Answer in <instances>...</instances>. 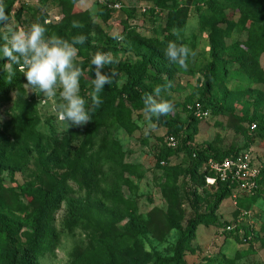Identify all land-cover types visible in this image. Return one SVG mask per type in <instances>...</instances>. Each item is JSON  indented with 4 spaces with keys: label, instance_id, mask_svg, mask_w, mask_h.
Returning <instances> with one entry per match:
<instances>
[{
    "label": "rangeland",
    "instance_id": "rangeland-1",
    "mask_svg": "<svg viewBox=\"0 0 264 264\" xmlns=\"http://www.w3.org/2000/svg\"><path fill=\"white\" fill-rule=\"evenodd\" d=\"M114 1L128 8L132 15L121 9L102 14L97 0H4V3L17 28L48 21L44 25L46 36L54 33L69 40L76 35L87 37L85 43L75 45L77 61H82L79 66L84 72L80 94L86 99L93 89L91 58L97 51L109 52L119 61L108 69L115 68L118 75L101 95L126 82L120 68L134 67L143 59L144 43L153 45L154 39L161 41L166 33H174L175 42L189 45L196 56L189 58L184 70L171 63L165 53L159 54L160 58L153 62L156 69L149 67L137 93L143 98L152 94L156 85L171 82V88L163 94L174 105L168 116L183 126L188 123L183 104L200 97L209 53L215 45L222 66L218 70L219 80L212 83L210 96L217 99V108L213 113L199 115V121L188 128V144L206 147L213 153L229 149L250 152L259 167L264 168V127L257 130L250 124L256 117L264 118V82L250 77L251 69L264 71V53L254 62L248 56L243 58L242 62L248 61L246 68L237 66L243 49L238 43L246 38L242 27L254 26L264 33V0H216L214 13L205 8L198 10L196 0ZM148 8L154 11L148 12ZM181 20L183 26L174 27ZM73 21L81 22L83 28H72ZM4 31L0 26V34ZM116 32L124 36L123 43L113 39ZM19 78L21 91L10 90L0 99V140L7 147L0 159V264H25L26 257L31 259L30 264H71L91 248L92 237L97 235L81 224L67 227L64 216L71 200L89 199L107 205L101 193L95 194L93 186L97 183L100 188L108 187L103 180L109 173V165L101 158L108 146L115 143L121 150L122 165L111 170V175L113 171H126L123 165L132 167L130 173L123 174L131 185L119 188V195L128 205L118 222L121 239L126 242L121 249L125 264H156L159 258H173L179 250L183 251V264H264V193L250 197L234 190L209 217L216 224L198 225L193 236L183 242L182 232L195 216L187 191L185 169L189 160L185 151L177 150L176 144L172 146L175 155L159 160L160 153L171 147L167 144L171 130L163 125L162 116L159 121L153 118L157 127L145 135L144 105L139 102L127 107L130 130L120 125L115 116L96 134L85 131L86 125L79 132L71 127L67 130V124L53 110L58 96L44 103L42 94L25 88L23 73ZM25 112L35 119L34 130L39 139H30L23 124L13 122ZM260 188L264 192V181ZM216 192L217 186L200 184L197 201L202 210ZM57 194L62 201L47 227L53 230L54 240L48 243L49 236L44 239L41 254L35 255L29 249V236L42 226L40 199ZM132 219H136L135 229L125 233V226ZM5 220L17 223L20 228L11 231ZM225 224L238 230L236 237L225 232L221 226ZM242 229L250 231L251 239L243 238ZM9 253L14 255L13 262L6 259ZM164 264H170L169 260Z\"/></svg>",
    "mask_w": 264,
    "mask_h": 264
},
{
    "label": "trees",
    "instance_id": "trees-1",
    "mask_svg": "<svg viewBox=\"0 0 264 264\" xmlns=\"http://www.w3.org/2000/svg\"><path fill=\"white\" fill-rule=\"evenodd\" d=\"M106 1L111 4L118 3L120 5L119 9L123 10L128 16L132 15V12L128 8L122 6L119 1ZM97 3L98 2H96V4ZM196 3L198 10H202L203 8H205L207 10H211L213 13L217 11L216 0H196ZM257 6L260 8L259 5ZM114 10L115 9L107 8L106 6L100 4L98 11L102 14H105ZM173 10L174 8H171L169 11L172 12ZM147 11L153 12L154 9L148 8ZM18 16L19 14L17 13L16 17L18 18ZM183 24L184 20H181L177 22L174 27L179 28L183 26ZM45 26L47 25L45 24ZM242 30L246 31V38L238 43V45L243 48L241 50L239 58L237 59L238 68L239 66L241 68L247 67L248 61L242 62L241 60L243 58L248 56L254 62L259 58L261 54L264 53V33L254 26H244L242 27ZM143 40L147 39L143 38ZM175 40L176 38L174 33L168 32L165 34L161 41H157L154 39L153 45L144 43L142 51L143 59L139 61L138 64L134 67L122 66V68H120V71H123L127 77L126 82L119 88L110 87L108 90L103 91L104 93L100 95L102 104L92 113V121L86 124L84 130H88L89 134H96L101 128L110 123L114 116L116 117L117 122H119L120 125L129 129L131 124L126 117L129 116V108L127 107L131 104H133L134 106L139 102L143 104V98L139 97L137 90L143 84V79L146 76L149 67H155L156 69V66H153V62L160 58L157 56L161 53H165V49L169 41ZM0 44H2L1 41ZM218 55L219 51L216 49L215 45H213L209 53L210 62L205 67V81L200 97L195 102L190 101L183 104V110L187 114V125L183 126L181 124H177L176 121L171 120L169 116L161 117L163 125L171 130L170 134L167 136V142L170 136L173 137V145L176 144V146H179L177 150L185 151L189 160L188 166L185 169L186 175L188 177L187 191L191 205L195 210V216L188 220L186 228L182 232L180 240L183 242L188 241V239L193 236L198 225L216 224L215 221L211 220L209 217L213 214L216 206L227 196L231 195V193L235 190V184L217 181L215 184H213L217 186L216 195L214 196V198H212V200L206 202L203 210L200 208L197 201V191L200 184H204L205 177L210 175V171L203 168L205 167L207 161L209 159L215 161H222L227 158L234 159L241 152H245L241 150L229 149L223 153H213L206 147L192 146L188 144V142L190 141V134L187 133L188 128L199 121V118L195 115V109L189 110L187 106H192L194 108V106L198 104L200 106L199 112H201L202 114L207 111L213 113V111H215L217 108L218 101L217 99L212 98L210 94L212 92V83L219 80L218 70L220 66H222ZM5 63H7V60L5 58H0V99L3 98V96L5 97L10 90L21 91V84L19 82L21 72L19 71V66L13 65V71L15 75H13L12 79L9 81L8 73L4 70ZM109 68L106 67L102 71L107 72ZM222 69L223 74H226V68L223 66ZM250 71V77L264 82L263 70H261L260 68H254ZM34 120L35 119L31 115V113L25 112L22 116L14 118L13 122H19L20 124L22 123L25 135L30 139L36 140L39 139V134L34 130V125L36 122ZM250 124L254 125V128L257 130L259 128H263L264 118L262 116L256 117L253 119V121H251ZM82 128L83 127H71V129H74L76 132L81 131ZM179 131H181V136L179 135ZM15 144L20 145V142L18 140H15ZM0 145L2 147L0 149L1 159V156L5 154L7 147L1 140ZM108 147L109 149L103 152V157L101 158V160L107 162L109 165V173L106 175L105 180H103L106 182V185H108V187L100 188L97 183H95L93 186V191L95 192V194L98 195L101 193L102 196H104L107 205L104 206L96 202H91L89 199H85L84 201L71 200L67 205L66 213L64 216V224L67 227L81 224L85 228L91 230L92 234L97 235L96 237H92L93 245L91 246V248L86 250L83 255L76 257L71 262V264H125L122 258L121 249L125 247L126 242L121 239L120 235L122 233L119 232L118 222L120 220L119 215L126 213L128 205L126 203V200L119 195V188L121 185H131L129 179L125 178L123 174L126 171H129L130 173V169H132V167H130V165H123L122 168L126 171H113V174L111 175V170L116 169L117 166L122 165L121 150L117 143L113 144L112 146L110 144ZM99 153H101L102 155V149L99 151ZM176 153L177 152L173 150L171 146L165 153H160L159 160L165 161L168 159V157L173 156ZM66 162L70 161L66 160ZM263 181L264 168H260L259 174L254 180L256 188L250 194L245 192L242 193L245 196L250 197L260 196L262 193H264L260 188V185L263 183ZM40 201L41 210L39 213V218L42 226H40V230H38L39 232L37 231V233L35 232L34 234L29 236V249H32V252H34L35 255L41 254L44 239L49 236L48 243H52V241L54 240L53 230H48L47 227L53 220V215L59 208V204L62 201V198L57 194L53 197H41ZM5 223V225H7L11 231H17L20 228V225H18L17 223H10L7 220H5ZM135 223L136 219H132L129 225L125 226V233H132V231H134L133 229H135ZM221 226L224 227L225 232L231 233L236 237L238 230H235L234 228L231 229V227L226 224ZM242 233L244 239H251V233L249 230L242 229ZM182 256L183 251L179 250L175 252L173 258H159L156 261V264H164V262L168 260L170 264H183ZM6 259L10 262H13L14 255L9 253L6 256ZM26 259L27 262L25 264H30L29 262H31V259H29L28 257H26Z\"/></svg>",
    "mask_w": 264,
    "mask_h": 264
},
{
    "label": "clouds",
    "instance_id": "clouds-1",
    "mask_svg": "<svg viewBox=\"0 0 264 264\" xmlns=\"http://www.w3.org/2000/svg\"><path fill=\"white\" fill-rule=\"evenodd\" d=\"M6 9L4 0H0V26L5 29L0 34L3 41L0 44V58L7 60L4 70L8 73V80L15 75L13 65H17L27 81L24 86L28 91L42 94L41 100L44 103L58 96L53 110L59 120L67 124V130L73 126L83 127L91 122L92 113L102 104L100 93L106 85H111L118 75L115 68L107 72L102 70L117 64V58L104 51H97L92 56L93 89L87 93L86 99L80 94V78L84 72L79 66L82 61H77L78 49L75 45L85 43L87 37L76 35L69 40L54 33L46 36L47 29L44 25L48 21L43 24L37 21L27 28H17ZM72 28H83V24L73 21ZM113 39L123 43L124 36L116 32L113 33ZM196 54L189 45L175 41H169L165 49L167 59L184 70L188 68L189 58H194ZM171 86V82L166 85L158 84L152 94L143 97L145 135L157 127L153 118L159 121L161 116H168L173 112V103L163 95Z\"/></svg>",
    "mask_w": 264,
    "mask_h": 264
},
{
    "label": "built area",
    "instance_id": "built-area-1",
    "mask_svg": "<svg viewBox=\"0 0 264 264\" xmlns=\"http://www.w3.org/2000/svg\"><path fill=\"white\" fill-rule=\"evenodd\" d=\"M101 5L106 6L111 9H119L120 5L118 3H108L106 0H97ZM145 9H143L144 11ZM189 110L195 109V115H202L200 111V106L196 104L194 108L192 106H187ZM255 127L254 125H252ZM173 137L168 138V145L173 146ZM205 169L210 171V175L205 177V182L208 185H213L217 181L229 182L230 184H235V190L237 192L252 193L256 188L254 182L255 178L259 174L260 167L255 159V157L249 152H241L234 159H224L222 161H215L209 159L205 164ZM232 197L235 196L233 195Z\"/></svg>",
    "mask_w": 264,
    "mask_h": 264
}]
</instances>
